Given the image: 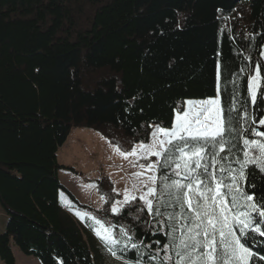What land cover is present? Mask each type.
Returning <instances> with one entry per match:
<instances>
[{"label":"trees","instance_id":"trees-1","mask_svg":"<svg viewBox=\"0 0 264 264\" xmlns=\"http://www.w3.org/2000/svg\"><path fill=\"white\" fill-rule=\"evenodd\" d=\"M261 52L264 0H0V203L9 216L0 233L4 264H18L13 242L41 264H103L97 237L65 210L61 192L117 235L130 228L153 253L160 250L167 243V229L156 223L162 218L146 210L139 219L128 209L114 215L112 203L121 195L110 176L91 180L61 165L59 149L83 127L124 152L149 143L155 124L172 126L177 106L217 95L218 63L227 66L221 87L239 79L241 98L247 97L248 73L234 74L257 61L264 65ZM232 92L228 83L225 107ZM249 111L259 119L264 104ZM239 143V137L233 141ZM61 169L95 183L103 207L82 203L62 183ZM254 182L259 196L264 178L254 173ZM253 251L264 255V244ZM136 258L134 251L123 253L129 262ZM142 259L149 264L147 255Z\"/></svg>","mask_w":264,"mask_h":264},{"label":"snow or ice","instance_id":"snow-or-ice-1","mask_svg":"<svg viewBox=\"0 0 264 264\" xmlns=\"http://www.w3.org/2000/svg\"><path fill=\"white\" fill-rule=\"evenodd\" d=\"M244 59L250 61L251 57ZM262 67L257 61L254 66H242L234 74L239 77L248 73L247 97L241 98L239 79L224 81L221 87L227 66L218 63L215 97L185 101L186 108L174 109L176 116L170 128L160 123L149 125L153 127L149 134L151 142H140L129 152L121 151L125 158L131 155L138 159L147 160L151 156L158 159L139 165L143 171L133 175L140 178L151 173L140 181V188L133 185L140 194L126 188L123 200L112 203L111 212L120 215L128 209L139 219L146 210L153 219L161 217L156 223L167 229V243L153 253L151 245L135 238L130 228L122 227L117 235L114 226L77 211L75 214L82 221L86 217L92 220L88 226L111 256L123 259V253L134 251L137 258L130 264H144L145 255L149 264L152 261L156 264L264 261V255L253 251L254 244H264V240H259L264 237V191L258 196L254 182V173L264 178V132L258 131V127H264V116L257 119L249 111V105L254 110L258 101L264 104ZM228 83L233 84L232 102L225 107L222 93ZM249 123L256 127H243ZM249 131L258 138H248ZM238 137L240 143L233 144ZM234 148L239 153L233 152ZM137 201L143 202L142 207L131 209ZM169 208L173 211H167ZM118 250L121 255L117 254Z\"/></svg>","mask_w":264,"mask_h":264},{"label":"rangeland","instance_id":"rangeland-1","mask_svg":"<svg viewBox=\"0 0 264 264\" xmlns=\"http://www.w3.org/2000/svg\"><path fill=\"white\" fill-rule=\"evenodd\" d=\"M144 160L145 159H138L137 156L131 155L125 158V156L121 155V150H118V148L111 144L103 135L93 129L84 127L75 128L66 143L58 151V161L61 165L74 167L83 172L88 179H99L103 173L109 175L115 184V191L121 195L120 200H123L126 188L129 192H133L136 195L140 194L134 191L133 185L140 188V181L146 179L147 175L151 173H146L144 177L140 178L133 174L143 171L139 165L145 164ZM59 176L62 183L69 188L82 203L94 209H101L103 207L105 197L98 192L95 183L88 182L85 178L75 175L67 169H61L59 171ZM91 185H95L96 187H90ZM60 199L65 210L72 214L80 223L86 226L93 223L92 220L87 217L83 221L78 218L75 214L77 211L81 213L88 212L79 209L64 192L60 193ZM167 211H173V209L169 208ZM176 211H178V209H176ZM88 214L93 216L91 213ZM8 220L9 216L0 203V233L6 232ZM98 241L105 255L103 264H130V262L125 259H117L111 256L101 244V241L99 239ZM12 245L17 252V256L15 254L17 263L25 264L24 260L28 258V255L21 251L14 242ZM34 259L38 261V264H41L36 257ZM0 264H4L1 258ZM152 264H156V262Z\"/></svg>","mask_w":264,"mask_h":264},{"label":"crops","instance_id":"crops-1","mask_svg":"<svg viewBox=\"0 0 264 264\" xmlns=\"http://www.w3.org/2000/svg\"><path fill=\"white\" fill-rule=\"evenodd\" d=\"M13 250H14V253L16 254V256H17V252L14 249V247H13ZM34 258L35 257H33V256H28V258H26L24 260L25 264H38V261L36 259H34Z\"/></svg>","mask_w":264,"mask_h":264}]
</instances>
